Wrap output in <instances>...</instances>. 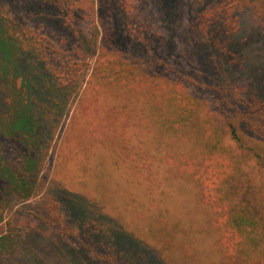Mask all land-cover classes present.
Instances as JSON below:
<instances>
[{
  "label": "rangeland",
  "instance_id": "obj_1",
  "mask_svg": "<svg viewBox=\"0 0 264 264\" xmlns=\"http://www.w3.org/2000/svg\"><path fill=\"white\" fill-rule=\"evenodd\" d=\"M169 1L176 12L169 25L179 49L176 54L164 56L162 49L146 46L136 51L130 38L121 40L114 31L106 32L99 16L109 20L114 14L117 23L123 24L120 0H0V23L14 39L16 46H12L19 56L28 60L26 65L36 70L42 58H47V64L61 70L75 62H85L71 88L60 89L51 77L47 81L52 86L48 88L52 101L45 98L50 107L42 113L49 134L41 149L44 160L38 176L43 180L40 193L27 198L24 188L18 186L19 177L9 181L0 175V264L264 262V242L252 248L244 236L235 244L243 251L237 254L235 246L230 247V240L222 241L223 235L214 224V213L205 203L200 186L183 172L190 169V161L184 162L183 155L201 158L205 144H201L194 128L183 131L177 124L170 126L165 120L167 108H156L151 102L156 99L152 92L162 75L167 80L176 78L172 71L168 74L165 70L174 67L189 74L198 66L188 36L187 1ZM86 9L93 10L97 21L94 20L92 31L84 34L88 21L82 14L85 16ZM251 11L262 19L264 0ZM253 21V16L244 21L235 38L241 48H249L245 51L252 58L250 75L257 79V95L264 87V41L252 30ZM124 28L121 30L126 33ZM27 30L38 38V46L43 43L48 47L42 51L24 49L21 44ZM12 62L11 59L2 67L4 71L0 69L6 72L0 74L3 127L12 123L30 94L25 76L13 70ZM108 63L111 67L119 64L120 71L128 72L129 78L142 66L140 92L152 100L144 94L110 86L92 90L89 82L97 72L105 75ZM5 138L1 143L7 142L19 157L18 144L11 143L13 138ZM1 166L2 161L0 169ZM52 200L62 202L72 218L76 210L84 212L87 220H94L102 241L87 238L89 230L83 222L77 225L80 232L74 229L79 233L78 239L66 235L70 229L67 225L62 229L46 223L50 214L58 215L48 205ZM110 243L122 256L108 259L113 252L108 247Z\"/></svg>",
  "mask_w": 264,
  "mask_h": 264
},
{
  "label": "trees",
  "instance_id": "obj_2",
  "mask_svg": "<svg viewBox=\"0 0 264 264\" xmlns=\"http://www.w3.org/2000/svg\"><path fill=\"white\" fill-rule=\"evenodd\" d=\"M186 1L188 36L198 64L195 71L188 74L174 67L165 70L168 74L172 71L176 78L167 80L161 76L163 79L160 78L159 86L152 92L155 100L140 92L138 81L142 66L135 71L133 78H129L128 72L120 71L119 64L111 67L108 63L105 75L104 72H97L89 83L96 91L110 86L135 95L144 94L156 108H167L165 120L170 126L177 124L183 131L196 130L201 144H205L204 152L201 158L184 154V162L190 161V169H183V172L193 177L200 186L205 203L211 214L215 215H212L214 224L223 235L222 241L230 240V247L235 246L237 254H241L242 248L235 244L240 243L244 236L247 245L252 248L264 242V87L257 95L254 94L257 79H252L250 75L252 58L245 51L249 48H241L235 36L244 21L253 16L255 21L251 28L264 41V17L261 19L259 14L251 11L261 0ZM120 2L123 24L117 23L114 14L109 20L99 16V22L108 34L112 30L121 40L130 38L136 51L146 46L162 49L164 56L173 52L176 54L179 48L169 25L176 12L169 0ZM71 14L75 15L73 11ZM73 17L76 19V15ZM83 17L88 21L86 23L84 18L86 27L83 33L87 34L95 27L97 16L93 10L86 9ZM123 27L126 33L122 32ZM23 36L21 45L24 49L42 51L48 47L43 43L38 46V38L30 36L28 30ZM13 40L0 23V69L4 71L2 67L12 59L13 70L25 76L30 94L28 102L21 103L9 126L3 127L0 123V175L9 181L19 177V188L23 187L25 197L30 198L40 193L43 184L38 177L44 160L41 149L49 134L43 114L49 111L52 101L49 96L52 86L47 81L51 77L60 89L71 88L85 62H75L60 70L55 65L47 64L50 63L47 58H42L44 63L39 61L41 64L35 70V67L26 65L28 60L19 56L18 50L13 47ZM5 73L0 72L1 75ZM131 80L134 82H129ZM154 84L157 86L156 82ZM5 137L8 141L13 138L14 142L11 143L18 144L19 157L12 153L14 148L9 149L7 142L1 143ZM4 149L10 150L5 152L6 157L3 155ZM48 205L58 215L50 214L45 220L40 217L46 223L59 225L62 229L67 225L70 229L66 230V235L78 239V231H81L78 226L83 222L86 230H89L87 238L91 236L102 241L98 232L100 228L95 226L94 220H87L84 212L80 214L75 210L72 220L71 213L62 202L52 200ZM112 244L108 247L113 250L116 247ZM118 252L113 250L108 259L122 256ZM124 254L131 258V255ZM138 258L142 260L140 256Z\"/></svg>",
  "mask_w": 264,
  "mask_h": 264
}]
</instances>
